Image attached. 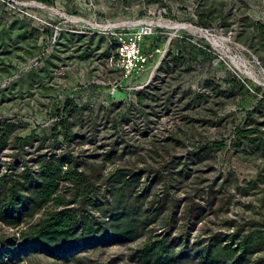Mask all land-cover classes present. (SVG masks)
<instances>
[{"label":"rangeland","instance_id":"obj_1","mask_svg":"<svg viewBox=\"0 0 264 264\" xmlns=\"http://www.w3.org/2000/svg\"><path fill=\"white\" fill-rule=\"evenodd\" d=\"M258 24L264 25V0H0V123L15 124L0 149V172L15 152L21 160L61 154L68 132V149L97 175L187 165L181 196L206 197L211 183L217 192L194 231L187 222L174 229L167 222L131 243H90L60 257L36 251L11 258L2 246L0 264H141L144 244L165 230L189 245L173 264H203L191 248L198 237L227 233L232 220L244 232H264V182L253 187L264 159L232 143L238 127L258 126L264 137ZM57 121L66 124L52 131ZM34 131L47 138L45 146L20 154L14 137ZM215 141L225 147L211 160L189 157ZM109 151L127 154L105 164ZM1 232L14 230L0 224ZM241 264H264V251Z\"/></svg>","mask_w":264,"mask_h":264},{"label":"trees","instance_id":"obj_2","mask_svg":"<svg viewBox=\"0 0 264 264\" xmlns=\"http://www.w3.org/2000/svg\"><path fill=\"white\" fill-rule=\"evenodd\" d=\"M38 1L54 5L56 0ZM203 25L208 27L209 23ZM255 28L264 37V25L258 24ZM28 36L25 31L23 37ZM174 62L179 63L180 59ZM62 122L54 123L52 131L66 124ZM0 126L3 128L0 149H4L15 124L6 121ZM67 134L65 151L61 154L54 150L48 157L21 160L15 152L12 162L0 172V224L14 230L12 234L0 233V247L8 249L11 258L36 251L60 257L90 243H131L153 226L166 227L167 222L171 229L187 222L194 231L217 203L215 183L207 186L206 197L197 192L179 194L187 165L176 172L167 167L138 171L116 167L97 175L93 166L87 169L73 149H68L73 140ZM52 135L57 141L58 135ZM14 140V149L18 147L20 154H27V148L35 144L42 149L47 138L34 131L26 137L15 136ZM232 143L264 159V137L258 126L238 127ZM224 147V142L207 143L189 153V157L194 156L197 163H203ZM126 154L125 151L106 152L103 163L116 164ZM263 174L264 170L253 181V187L264 182L260 179ZM226 184L224 180L223 185ZM228 224L229 232L209 233L193 242V253L203 264H241L244 258L264 251V232H244L243 228L235 227L234 220ZM171 231L165 230L164 236L144 244L137 256L141 264H173L187 254L189 245H178L171 238Z\"/></svg>","mask_w":264,"mask_h":264}]
</instances>
